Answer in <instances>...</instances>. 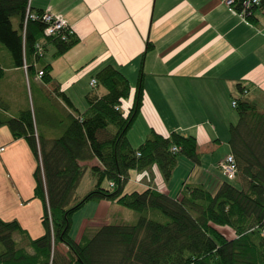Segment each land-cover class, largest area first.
I'll list each match as a JSON object with an SVG mask.
<instances>
[{"label": "trees", "instance_id": "obj_1", "mask_svg": "<svg viewBox=\"0 0 264 264\" xmlns=\"http://www.w3.org/2000/svg\"><path fill=\"white\" fill-rule=\"evenodd\" d=\"M232 6L250 22L257 9L264 16V0L248 8L235 0ZM27 10L43 12L32 11L30 0H0V46L9 54L12 67L25 64L29 75L40 70L47 83L50 64L38 65L45 47L50 44L55 56L77 39L74 34L66 40L45 36L44 22L30 20ZM14 17L17 29L12 25ZM150 47L147 44L146 50ZM142 74L140 69L131 90L119 69L104 65L94 75L103 93L97 96L96 88L91 89L86 96L88 107L79 116L60 93L71 112L62 121L61 133L51 139L39 133L30 108L8 116L0 104V126H6L13 139L24 138L38 160L33 197L42 205V230L37 236H31L16 219L0 218V264H264V112L242 96L245 88L238 83L237 121L228 127V154L234 159L240 188L225 178L213 191L202 184L184 183L176 197L151 187L126 191L130 170L155 164L168 180L179 156L199 161L192 135L151 130L138 146L129 142L127 133L143 102ZM92 158L99 165L79 164ZM87 173L93 184L78 197L76 189ZM103 200L138 212V218L132 224L85 227L79 238H73L74 213L87 202Z\"/></svg>", "mask_w": 264, "mask_h": 264}, {"label": "crops", "instance_id": "obj_2", "mask_svg": "<svg viewBox=\"0 0 264 264\" xmlns=\"http://www.w3.org/2000/svg\"><path fill=\"white\" fill-rule=\"evenodd\" d=\"M30 5L32 11L60 14L77 41L55 56L50 44L45 47L38 65L50 64L51 81L47 83L37 77L36 69L29 75L23 67H12L9 54L0 46L4 65L0 104L8 116L30 108L27 90L33 89L38 94L39 117L34 114V120H40L38 131L47 139L57 137L62 121L71 112L63 95L79 116L88 107L86 96L93 89L89 82L101 67L110 64L119 69L131 90L141 69L143 102L127 137L137 121L142 135L138 144L151 130L163 135L176 131L194 136L199 161L192 163L186 158L193 166L181 184L217 188L225 177L221 174L219 178L208 169L207 160L220 145L221 137L228 144L225 130L237 120L231 101L238 96V83L245 88L242 96L264 112L261 11L257 9L255 20L246 22L223 0H30ZM147 44L151 46L148 50ZM95 88L100 96L103 89L97 84ZM37 162L24 138L13 139L8 128L0 126V218L18 220L31 236L42 230V205L33 197ZM79 164L93 166L99 162L92 158ZM173 172L165 180L153 164L131 170L127 183L133 178L141 188L151 187L176 197L182 185L176 195L170 194ZM15 238L20 241L18 235ZM57 247L62 251V245Z\"/></svg>", "mask_w": 264, "mask_h": 264}, {"label": "rangeland", "instance_id": "obj_3", "mask_svg": "<svg viewBox=\"0 0 264 264\" xmlns=\"http://www.w3.org/2000/svg\"><path fill=\"white\" fill-rule=\"evenodd\" d=\"M11 21H12L13 27L17 29L18 19L14 17L12 18ZM37 96H38L37 92L34 91L33 89L27 90V99L29 101L30 109L35 113L37 117H39V111L37 108L38 103L36 102ZM32 98L34 99V107H32ZM36 120H37L36 121L37 124L39 125L40 124L39 118H37ZM172 121L174 122V120ZM236 121L237 120H235L234 123ZM169 122H171V119L169 120ZM139 127H140V124L137 121L128 134V138H130V141L133 144L132 146L134 147L139 145L138 139L140 138V136H142L141 130ZM225 135H228L227 129L225 130ZM228 150H229V147H228L227 141H224L221 137L220 145L214 149V151L212 152V155H210L209 159L207 160V162L209 161V164H207L208 169L210 168L213 172H215L219 178H221L222 175L219 170H216L215 166L220 160H223L226 157V155L228 154L227 153ZM192 163L182 156L178 157V164L174 168L172 178L169 181V191L171 195H176L178 193L179 188L182 185L181 184L182 181L185 180L186 176L191 171V168L193 166ZM89 178H91V176L89 174H85L81 183L76 189V195L78 197L83 196V194L86 191L90 190L91 185L93 183H92V180L89 181L90 184L87 182ZM133 182H134L133 178L128 183L126 182L127 183L126 188H125L126 191L141 189L140 186L134 184ZM228 182L238 188L241 187L240 183L236 179L230 180ZM210 190L213 191L215 189L212 188ZM107 201L108 200L100 201V202H87L86 204H84L82 208L76 211L74 215L72 216V226L70 230V235L73 238H79L83 230L85 229V225H87L89 230L94 229L95 227L98 226V224L101 225L98 222L94 223L93 219H96L99 222L105 221V222L113 223V224H132L138 218V215H139L138 212L125 208L123 206H120L113 202L111 203V201L109 202ZM88 221H92L93 223L86 224ZM29 225L32 226L31 224ZM31 233H34V231H31ZM64 249L65 247L62 246V251H64Z\"/></svg>", "mask_w": 264, "mask_h": 264}, {"label": "built area", "instance_id": "obj_4", "mask_svg": "<svg viewBox=\"0 0 264 264\" xmlns=\"http://www.w3.org/2000/svg\"><path fill=\"white\" fill-rule=\"evenodd\" d=\"M235 0H223L224 4L228 7H231L233 9V3ZM242 2V5L244 8H248L252 4H258V0H240ZM234 10V9H233ZM235 11V10H234ZM243 18L244 21L247 22L246 18L244 17L245 13H239ZM27 17L30 20L35 19H41L45 26L43 29V34L47 37L49 36H58L61 40H66L67 36L70 34H73L72 29L68 26V24L65 22V20L62 18L60 14H53L48 11H43L41 15H38L34 12H31L27 10ZM37 47V53L40 55L42 52L41 43L36 44ZM33 66L36 68L37 64L33 62ZM27 65H23V68L26 70ZM37 77H41L42 71L38 70L36 72ZM91 88L96 87V81L95 79H91L89 82ZM232 106L234 107L236 105V100L232 99L231 101ZM117 108V107H116ZM173 150H176V148H173ZM138 155V153H136ZM217 168L221 172V174L227 179V180H233L236 177V166L234 159L231 154H227L226 157L223 160H220L217 163ZM264 235V230L262 232Z\"/></svg>", "mask_w": 264, "mask_h": 264}]
</instances>
